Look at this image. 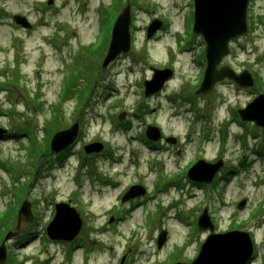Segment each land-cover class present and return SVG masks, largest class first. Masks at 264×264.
I'll use <instances>...</instances> for the list:
<instances>
[{
  "label": "rangeland",
  "instance_id": "374dc122",
  "mask_svg": "<svg viewBox=\"0 0 264 264\" xmlns=\"http://www.w3.org/2000/svg\"><path fill=\"white\" fill-rule=\"evenodd\" d=\"M127 3L131 48L102 69L111 27ZM13 14L28 28L14 23ZM154 19L162 28L147 38ZM192 24L193 0H0V127L7 129L0 138V212L27 199L35 213L9 246L10 264H194L209 235L196 225L204 208L211 233L248 232L253 257L247 264H264V152L258 154L264 127L237 112L264 94V0L249 1L247 32L231 39L218 65L247 69L251 87L224 78L210 94L194 93L206 59ZM153 68L173 73L145 96L143 82ZM77 116L72 156L59 167L46 151L44 170L36 160L44 128L51 132L56 118L69 129ZM146 125L176 143H150L142 137ZM93 142L107 153L82 164L83 146ZM200 158L222 163L209 187L185 177ZM132 183L146 193L121 201ZM60 201L82 219L73 245L44 236ZM161 230L167 237L157 247Z\"/></svg>",
  "mask_w": 264,
  "mask_h": 264
},
{
  "label": "water",
  "instance_id": "95a60500",
  "mask_svg": "<svg viewBox=\"0 0 264 264\" xmlns=\"http://www.w3.org/2000/svg\"><path fill=\"white\" fill-rule=\"evenodd\" d=\"M249 0H193L194 20L192 31L200 34L205 41L206 67L202 81L196 93L210 94L217 81L223 78L233 80L240 87H251L253 78L248 70L236 73L229 65H220L222 57L229 50L228 43L231 39L243 35L247 31L246 13ZM16 23L29 26L22 16L13 17ZM130 7L126 5L118 14L111 30V39L107 52L102 61L105 68L120 53H126L130 49ZM158 19L152 20L147 27L146 37L149 38L156 29L161 26ZM150 80L144 81L145 96L158 91L165 80L171 76L170 69H154ZM242 120H253L256 125L264 127V94L248 103L245 108L238 109ZM121 113L119 118L124 117ZM1 132V130H0ZM78 133V122L69 129L56 132L50 141L51 150L58 152L70 145ZM146 136L157 140L160 136L157 127L148 126ZM169 142L175 139L168 137ZM100 143H92L84 146L86 152L99 151ZM221 161L208 163L198 160L187 171L186 177L195 182L210 183L221 167ZM141 186H131L123 196V200L143 193ZM244 200L239 204L242 207ZM32 219L30 203L24 200L17 212L16 232L21 222L28 223ZM197 224L200 230H213V223L204 208L198 216ZM82 222L76 210L66 202L55 204L53 220L47 225V233L52 239L71 241L81 228ZM15 232H8L4 239L13 236ZM166 238V232L161 231L157 238V245L161 247ZM252 258V242L245 231L232 230L226 233H210L206 241L201 245L194 264L202 261L203 264H247ZM7 248L4 241L0 245V264H6ZM204 260V262H203Z\"/></svg>",
  "mask_w": 264,
  "mask_h": 264
},
{
  "label": "trees",
  "instance_id": "16d2710c",
  "mask_svg": "<svg viewBox=\"0 0 264 264\" xmlns=\"http://www.w3.org/2000/svg\"><path fill=\"white\" fill-rule=\"evenodd\" d=\"M106 40H107V37H105L103 40H102V42H100V43H102L103 45L106 43ZM102 53H103V50L102 49H100L99 51H98V55L99 56H101L102 55ZM12 78H13V80L15 81V80H17V78H18V74H13V76H12ZM10 94H9V96H8V98L11 100L12 98H13V95H12V91H10L9 92ZM56 109V108H55ZM56 118H53V124L55 125L54 126V128H53V130L54 129H58V125H59V122L57 121V119L55 120ZM47 131H49V135L47 136V144L46 145H48V141H49V139H50V136H51V133L53 132V130H52V132H50V130H49V128H45ZM55 131V130H54ZM73 153V146L71 145V146H68V147H66L62 152H60V153H58V155H57V162L56 163H61V161L63 162L64 161V159H66V157L68 156V155H70V154H72ZM51 155H53V157H56V154H51ZM85 160V159H84ZM14 213H15V211H14V208L13 209H10V210H6L5 212H4V214H2L1 216H0V228L1 227H3L4 229H7V228H9L10 226H11V224H12V222H13V220H14ZM74 242V241H73ZM72 242V243H73ZM71 243V244H72Z\"/></svg>",
  "mask_w": 264,
  "mask_h": 264
},
{
  "label": "flooded vegetation",
  "instance_id": "af4514ba",
  "mask_svg": "<svg viewBox=\"0 0 264 264\" xmlns=\"http://www.w3.org/2000/svg\"><path fill=\"white\" fill-rule=\"evenodd\" d=\"M160 142L162 143V142H163V140H161ZM101 155H102V154H100V155H95V157H101ZM89 157H92V155H91V156H89ZM48 158H49V156H48ZM134 199H136V198H134ZM17 236H18V235H17ZM17 236H16V237H14V238H13V240H11V241L9 242V245H8V246H10V245H11V243H13V244H12L13 246H16V244H17V243H16V238H17ZM8 252H9V251H8Z\"/></svg>",
  "mask_w": 264,
  "mask_h": 264
},
{
  "label": "bare ground",
  "instance_id": "6f19581e",
  "mask_svg": "<svg viewBox=\"0 0 264 264\" xmlns=\"http://www.w3.org/2000/svg\"><path fill=\"white\" fill-rule=\"evenodd\" d=\"M247 32V31H246ZM245 34V33H244ZM219 66H217V68H218ZM246 70V69H245ZM253 80H254V78H253Z\"/></svg>",
  "mask_w": 264,
  "mask_h": 264
}]
</instances>
